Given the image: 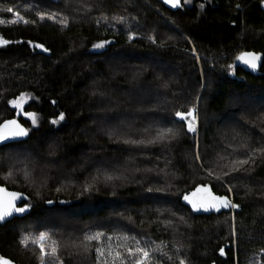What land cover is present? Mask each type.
Listing matches in <instances>:
<instances>
[{
  "label": "trees",
  "instance_id": "16d2710c",
  "mask_svg": "<svg viewBox=\"0 0 264 264\" xmlns=\"http://www.w3.org/2000/svg\"><path fill=\"white\" fill-rule=\"evenodd\" d=\"M0 21V124L18 117L28 132L0 148V185L27 197V214L0 225V256L39 264L18 230L35 223L53 239L46 251L56 241L45 264H97L96 248L118 240L159 246L160 264H264V0H182L177 12L156 0H0ZM242 52L262 56L259 75L240 68ZM22 94L17 112L9 101ZM189 109L194 132L175 115ZM162 129L172 133L157 140ZM205 186L238 208L193 211L184 196Z\"/></svg>",
  "mask_w": 264,
  "mask_h": 264
},
{
  "label": "snow or ice",
  "instance_id": "6c2138e0",
  "mask_svg": "<svg viewBox=\"0 0 264 264\" xmlns=\"http://www.w3.org/2000/svg\"><path fill=\"white\" fill-rule=\"evenodd\" d=\"M185 3H188L189 0H184ZM165 4H170L171 7L176 8L179 6V0H164ZM203 7V5H201ZM9 13L13 12V9L8 8L6 9ZM14 15L17 16L18 19H23V17L20 16V14L17 12ZM39 16V19L43 20L45 19V15L42 13H37ZM54 15L47 16V19L53 20ZM3 21H0L2 23ZM25 23H28L27 20L24 21ZM11 23H16V20L11 21ZM60 23L67 25V19H63L60 21ZM131 39V36L129 37ZM0 43L7 44V40H0ZM104 46L103 43L95 44L93 45L94 48H102ZM36 47H41L40 45H36ZM236 59L243 64L247 65L250 69L253 71L257 68V63L260 61L261 57L259 54L252 53V52H242L239 56L236 57ZM232 66L229 65V68ZM9 103L15 107L18 111H21L23 108L24 103V96L23 94L18 97L16 100H11ZM27 119H30L32 121V124H36V116L34 113L27 112L24 113ZM176 117L180 120H185L186 118H191L187 120V129L189 132L195 131V116H194V109H189L187 113H181L180 111L176 112ZM64 114L61 113L59 119H63ZM56 120H53L52 123H56ZM172 133V129H167L164 132L158 133L157 140H163L166 136ZM28 135L27 130L21 126L20 123H18L15 119L11 120H5L2 124H0V141H6L11 138L15 137H23ZM155 141H149V143H154ZM125 143H128V141H125ZM133 143H139L137 141H133ZM264 151V150H262ZM234 163L239 164H246L248 163L247 160L244 161H236ZM27 176V173H25ZM107 179H111V177H107ZM88 189L85 188V191ZM151 191V189H149ZM199 193H205L206 195L199 196ZM20 198V194L16 192H8L4 188H0V221L4 220L5 217L10 216L13 214V212L23 213L26 209L25 208H18L15 207V201ZM184 200L188 202V204L191 205L193 211H198L200 209H203L204 211H208L209 209H214L216 211H220L221 208H229V206L232 209L238 208V205L235 203H232L230 200L226 199L224 196H217L214 195L207 186L203 188H197L195 192H193L190 196L186 195L184 196ZM51 203V201H49ZM103 235V233H96L92 236H87V241H99L100 237ZM235 235V233H233ZM50 237L47 233L41 232L39 236L33 240L32 242L37 245L40 249L41 253V264H44V257L45 255H50L53 258L56 255L57 248H56V241H52L51 243V250L50 252L46 251L45 248V241H47ZM29 237L25 236L20 243L26 244L28 242ZM109 240H111V237H108ZM123 240L127 241V237H123ZM123 248L125 251L121 252L120 249ZM159 250V246L149 248L147 246H141L140 242L137 241L134 246H127V244H121L118 245L117 248L114 250L111 245L108 246L106 253L105 249L97 247V264H129V261L131 264H160L159 260H155L153 258V253ZM221 254L223 255V250H221ZM103 258V260H101ZM170 259V257H169ZM0 264H11V262L2 256H0ZM179 264H185V260L181 259L179 261Z\"/></svg>",
  "mask_w": 264,
  "mask_h": 264
},
{
  "label": "rangeland",
  "instance_id": "374dc122",
  "mask_svg": "<svg viewBox=\"0 0 264 264\" xmlns=\"http://www.w3.org/2000/svg\"><path fill=\"white\" fill-rule=\"evenodd\" d=\"M97 44H100V43H97ZM104 44V46L102 47V48H94L93 47V49L95 50V51H99V50H102L104 47H105V43H103ZM24 96V103H23V106L29 101V97L27 96V95H23ZM20 97V96H19ZM17 99V98H16ZM15 99V100H16ZM10 105V107L12 108V109H14L15 111H17V112H20V111H18L15 107H13L11 104H9ZM24 117L27 119V117L24 115ZM197 119H198V117H196ZM29 121H30V123L32 124V121L30 120V119H28ZM197 121V120H196ZM212 121H214L213 119H212ZM33 125V124H32ZM35 125H37V118H36V124ZM35 125H33V126H35ZM196 125L197 124H195V130H196ZM227 129H228V127H227ZM219 129H216L215 131L217 132ZM162 131H164V129H162L161 131H159V132H162ZM225 131H226V129H225ZM224 132V131H223ZM12 156V155H11ZM6 159H7V161H8V158H5V162H6ZM9 160H10V158H9ZM10 161H14V160H10ZM4 164H8V162L7 163H4ZM12 175V171L10 170V171H8L5 175H4V178H6V177H9V176H11ZM228 191H229V193H230V195L231 196H233V194H232V192H231V190L230 189H228ZM203 195H206L205 193H199L198 194V197L199 196H203ZM200 210H203V209H200ZM33 224H35V223H25V224H23V225H20V226H18V230H20L21 232H22V234L24 235V236H22V237H25V236H27V237H29V239H28V241H30V243H31V245L33 246V247H35L36 248V250L37 251H39L40 252V249H39V247H37V245L35 244V243H33L32 241L33 240H35L38 236H39V234L41 233V232H45V233H47L48 234V236L50 237V234H49V231L48 230H46V229H42V228H40V226H33ZM118 229H120L119 227H118ZM118 232H119V235H116V237L118 238V239H122L123 237H124V235H123V232H125V229L124 228H122V229H120V230H118ZM119 236H120V238H119ZM68 238V237H67ZM49 239H52L51 237L49 238ZM53 240V239H52ZM69 240V241H68ZM68 240H64V243H65V247H67L70 243H71V240H70V238H68ZM132 242H133V245H135V243L137 242V241H135V240H132ZM140 242V241H139ZM140 244L142 245V242H140ZM117 245H121V241L120 240H118V243H117ZM47 252H50V251H47ZM105 253H106V251H105ZM39 258V264H41V253H40V256L38 257ZM45 263H54V258L52 257V256H50V255H45V257H44V264Z\"/></svg>",
  "mask_w": 264,
  "mask_h": 264
},
{
  "label": "water",
  "instance_id": "95a60500",
  "mask_svg": "<svg viewBox=\"0 0 264 264\" xmlns=\"http://www.w3.org/2000/svg\"><path fill=\"white\" fill-rule=\"evenodd\" d=\"M156 1H158V2H159L160 4H162L167 10H169V11H171V12H177L178 10L181 9V5H182V0H179V6L176 7V8L171 7L170 4H165V3H164V0H156ZM252 53H253V52H252ZM260 57H261V59H260V61L257 63V68H256L255 71H253V70L250 69L247 65L243 64V63L240 62V61H238L239 66H240V68H241L245 73H249V74H252V75H254V76L259 75L260 70H261V68H262V66H263V58H262L261 55H260ZM194 115H195V111H194ZM11 119H15L18 123H20V122L18 121V117H14V118H11ZM11 119H8V120H11ZM3 122H4V121H3ZM3 122H2V123H3ZM2 123H1V124H2ZM20 124H21V123H20ZM21 126H22V124H21ZM22 127H24V126H22ZM24 128H25V127H24ZM25 129H26V128H25ZM26 137H27V135H26V136H23V137H15V138H11V139H8V140H6V141H0V148H2L3 146H6V145H10V144H14V143L22 142V141H24V140L26 139ZM0 188H4V189H5L6 191H8V192H16V191L8 190V189H6L5 187H3V186H1V185H0ZM16 193H19V192H16ZM19 194H20V198L17 199V200L15 201V207H18V208H25V209H26V207H23V206H22V203L27 199V197H26L24 194H22V193H19ZM189 196H190V195H189ZM184 201H186V200H184ZM186 202H187V201H186ZM187 204H188V202H187ZM189 205H190V204H189ZM190 206H191V205H190ZM213 210H214V209H209L208 211H213ZM26 214H27V209H26L23 213L13 212L12 215L7 216V217L4 218V220L0 221V225H4L5 223L11 221V220L14 219V218H22V217H24Z\"/></svg>",
  "mask_w": 264,
  "mask_h": 264
}]
</instances>
